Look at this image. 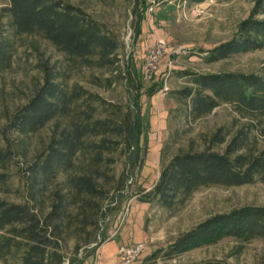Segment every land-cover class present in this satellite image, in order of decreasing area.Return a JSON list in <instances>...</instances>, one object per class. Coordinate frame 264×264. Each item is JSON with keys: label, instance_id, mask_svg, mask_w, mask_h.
Segmentation results:
<instances>
[{"label": "rangeland", "instance_id": "374dc122", "mask_svg": "<svg viewBox=\"0 0 264 264\" xmlns=\"http://www.w3.org/2000/svg\"><path fill=\"white\" fill-rule=\"evenodd\" d=\"M66 1L88 12L100 22L104 31L120 40V60L116 65L72 68L66 55L50 40L36 34L17 37L12 65L0 71V136L8 119L29 101L43 81L41 62L50 65L68 85L80 84L102 96L97 115L105 117L110 115L111 108L132 112L138 93L136 77L142 75L145 56L155 42L162 40L173 47L184 46L187 52L176 56L167 51L161 59L156 79H140L143 112L150 115L151 122L142 172L136 164V150L130 149L123 137L108 135L122 141L118 149L106 153L105 162L101 165L105 175L98 178V182L108 191V196L101 200L103 210L95 228L88 226L82 229L79 219L74 216L62 226L68 237L63 249L67 256L64 264H70V258L75 259L77 264L82 260V264H120V247L139 242H145L146 248L132 264H202L217 260L229 264H264V239L260 238L244 245L233 238H224L175 258L162 255L151 258L157 250L168 247L179 236L211 216L246 205L264 206V179L237 186L201 187L185 204L172 210L139 199L158 181L163 166L175 154L210 147L224 152L228 142L246 122L247 119L242 118L228 103L194 119L189 114V104L175 99L173 92L190 84L189 78L181 72L184 70L253 73L263 68L264 48L213 63L204 59L206 50L235 37L239 24L249 16L256 0L163 2L152 14L146 12L141 33L136 27L142 11L135 0ZM7 4L8 1L0 0L2 22H6L3 8ZM170 60L173 62L171 69ZM156 87L159 88L156 94L149 96L147 92ZM68 124V117H59L36 133L27 136L9 134L15 154L7 168L0 170L9 176L7 184L0 187V199L16 203L27 201L30 178L26 171L29 165L45 152L54 129ZM221 127H226L227 140L213 145L212 137ZM251 147L264 148V137H253ZM90 157L89 154L81 155L75 168L56 176L44 195L42 207L45 211L49 210L54 191L66 190L71 176L90 169ZM146 187L150 188L143 190ZM70 210L74 214L78 209L72 205ZM78 242L81 248L76 252ZM0 264H17V261L8 257L0 260Z\"/></svg>", "mask_w": 264, "mask_h": 264}, {"label": "trees", "instance_id": "16d2710c", "mask_svg": "<svg viewBox=\"0 0 264 264\" xmlns=\"http://www.w3.org/2000/svg\"><path fill=\"white\" fill-rule=\"evenodd\" d=\"M6 1L8 4L3 8L6 22L0 18V71L11 67L16 38L24 34H36L50 40L66 55L72 68L104 67L119 62L120 40L104 31L100 22L79 6L66 0ZM181 1L201 3L206 0ZM135 4L142 11L136 27L141 33L147 2L135 0ZM263 48L264 0H256L249 16L239 24L235 37L206 50L204 59L213 63ZM40 67L43 73L40 86L29 101L8 119L1 131L0 170L7 168L15 154L10 143L11 132L27 136L59 117H68L69 124L54 129L45 152L29 165L26 171L30 178L27 201L16 203L0 199V260L11 257L17 264H64L67 256L63 249L68 237L62 226L74 216L79 219L82 229L88 226L95 228L103 210L101 200L108 196V191L98 182V178L105 175L101 165L105 162L106 153L118 149L122 142L108 135L123 137L128 147L136 150V164L142 172L151 122L150 115L143 112L140 91V79L143 77L140 74L136 77L138 93L132 112L111 108L110 115L101 117L97 114L102 96L80 84L70 86L63 82L60 74L46 62H41ZM181 72L189 78L190 84L173 92V97L189 104V114L194 119L228 103L247 120L228 142L224 152L211 147L202 151H181L163 166L158 181L150 186L152 188L143 189L150 188L140 196L141 201L155 202L170 210L185 204L201 187L237 186L264 179V148L251 147L253 137H264V66L253 73ZM158 89L152 88L147 93L153 96ZM225 129L221 127L213 135V145L226 142L228 133ZM86 154L91 156L90 169L71 176L66 190L54 191L49 210L45 211L42 203L50 184L59 173L75 168L77 160ZM8 180V174L0 171V187ZM72 205L78 209L74 214L70 210ZM224 238H233L240 245L264 239V206L246 205L211 216L168 247L157 250L151 258L159 255L175 258ZM80 248L81 243L78 242L76 252ZM70 261V264L76 263L75 259L70 258ZM202 264L229 263L217 260Z\"/></svg>", "mask_w": 264, "mask_h": 264}, {"label": "built area", "instance_id": "2783aa9c", "mask_svg": "<svg viewBox=\"0 0 264 264\" xmlns=\"http://www.w3.org/2000/svg\"><path fill=\"white\" fill-rule=\"evenodd\" d=\"M180 0H146L147 2V12L153 13L163 2L176 3ZM172 51L171 54L180 56L187 52L184 46L173 47L166 41L159 40L155 42L147 51L145 56L144 65L142 68V77L146 81H152L160 67V62L162 57L167 53V51ZM170 69L172 68L173 62L170 60ZM165 88L163 91H165ZM146 248L145 242H139L136 244H131L128 246H121L119 249V255L121 257L120 264H132L136 261L142 252Z\"/></svg>", "mask_w": 264, "mask_h": 264}]
</instances>
